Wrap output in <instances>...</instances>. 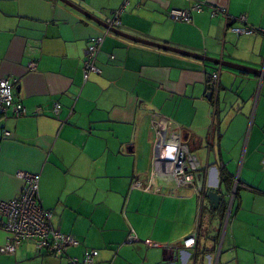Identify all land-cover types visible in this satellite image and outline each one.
<instances>
[{
    "label": "crops",
    "instance_id": "obj_1",
    "mask_svg": "<svg viewBox=\"0 0 264 264\" xmlns=\"http://www.w3.org/2000/svg\"><path fill=\"white\" fill-rule=\"evenodd\" d=\"M69 1L105 23L126 0ZM128 1L120 32L264 71V0ZM191 3L206 5L192 23L169 18ZM246 26L255 33L229 30ZM105 31L57 0H0V80L14 81L29 113L0 119V200L21 195L17 172L39 175L42 205L80 242L68 251L78 260L96 250V264H264V79L110 33L100 73L85 82L86 51ZM219 70L214 117L209 75ZM157 119L177 125L189 147L207 186L201 212L193 189L156 178ZM135 180L150 191L132 189ZM209 192L222 197L218 208ZM193 234L196 246L185 249ZM6 243L0 229V264H68L38 256L30 242L3 254Z\"/></svg>",
    "mask_w": 264,
    "mask_h": 264
},
{
    "label": "built area",
    "instance_id": "obj_2",
    "mask_svg": "<svg viewBox=\"0 0 264 264\" xmlns=\"http://www.w3.org/2000/svg\"><path fill=\"white\" fill-rule=\"evenodd\" d=\"M125 5L105 21L107 26L105 34L91 40L86 51L83 65V79L89 80L91 75L99 74L97 67L98 56L101 52L105 38L112 33V30H119L121 27V15ZM206 5L203 3H191L188 9L173 8L169 12V18L176 21L190 24L196 13H202ZM219 14L224 15L227 23L231 19L225 9L212 8L213 18ZM241 23H246L245 18L235 19ZM235 21L233 20V23ZM236 35H250L255 33L253 28L248 26L242 28L231 27L229 29ZM29 70L35 72L37 64L29 65ZM220 89V70L209 75V91L212 92L213 116L215 117L218 105V95ZM14 81L11 79L0 80V119H6L9 115L17 118L28 116L26 107L13 96ZM55 116H59L61 106H54ZM155 132V147L153 156V169L158 180L165 184L174 185L178 188H191L198 198L199 209L202 211L206 198L207 186L201 177L194 173L192 168L193 159L188 145L183 141L182 133L177 125L171 121L157 119L153 122ZM5 137L11 134L5 132ZM17 179L24 183L21 195L17 199L0 200V229L7 234V243L1 249L6 255H15L24 243H33L38 256H49L56 259H68V264H96L99 252L90 250L85 253L82 260L68 257L71 248L80 245L78 239L72 235L62 233L55 228L52 223L53 214L46 210L41 202L39 194V175L19 171ZM132 189L150 191L151 186L143 187L139 180H135ZM136 237H129L127 243H135ZM197 244V234H193L184 241L183 247L191 249Z\"/></svg>",
    "mask_w": 264,
    "mask_h": 264
},
{
    "label": "water",
    "instance_id": "obj_3",
    "mask_svg": "<svg viewBox=\"0 0 264 264\" xmlns=\"http://www.w3.org/2000/svg\"><path fill=\"white\" fill-rule=\"evenodd\" d=\"M57 1L67 5L69 7H71L72 9H74L75 11H77L78 13H80L81 15L86 17L87 19H89V20H91L93 22H96V23L104 26L105 28H107L105 23L100 22L95 16H93L92 14L87 12L85 9H83L79 5L73 3V2H71L69 0H57ZM112 33L120 35L121 37L126 38V39L131 40V41H134V42H138V43L146 44V45H149V46H152V47L160 48V49H163V50L175 52V53H178L180 55H184V56L191 57V58H194V59H198V60H201V61H207V62L216 64V65L221 66V67L232 69L234 71L245 73V74H248V75H254V76L260 77L261 79H264V71L263 70H256V69H252V68H249V67H245V66H241V65H237V64L221 61V60H215V59L207 58L205 56H201V55L193 54V53H190V52H186V51L178 50V49H175V48H171V47H168L166 45H160V44H156V43H153V42L141 40V39L126 35V34L120 32L119 30H112ZM207 97H208V99L211 100V98H212V92L211 91H209ZM207 198H208V200L211 202V204L215 208H218L220 203L222 202V197L219 196V194H217L215 192H209L207 194Z\"/></svg>",
    "mask_w": 264,
    "mask_h": 264
},
{
    "label": "trees",
    "instance_id": "obj_4",
    "mask_svg": "<svg viewBox=\"0 0 264 264\" xmlns=\"http://www.w3.org/2000/svg\"><path fill=\"white\" fill-rule=\"evenodd\" d=\"M225 173L224 172H222V175H221V177H222V179L224 180V179H226V175H224ZM227 208V207H226Z\"/></svg>",
    "mask_w": 264,
    "mask_h": 264
},
{
    "label": "rangeland",
    "instance_id": "obj_5",
    "mask_svg": "<svg viewBox=\"0 0 264 264\" xmlns=\"http://www.w3.org/2000/svg\"><path fill=\"white\" fill-rule=\"evenodd\" d=\"M80 4V3H79ZM81 6V5H80ZM226 215H228V211H227V213H226ZM229 217H230V215H229ZM229 219V218H228ZM224 229H225V223H224V227H223Z\"/></svg>",
    "mask_w": 264,
    "mask_h": 264
}]
</instances>
